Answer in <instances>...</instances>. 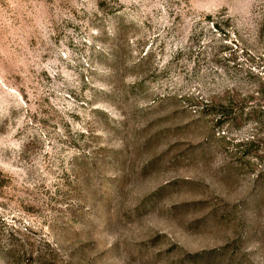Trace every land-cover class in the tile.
<instances>
[{"label":"rangeland","instance_id":"374dc122","mask_svg":"<svg viewBox=\"0 0 264 264\" xmlns=\"http://www.w3.org/2000/svg\"><path fill=\"white\" fill-rule=\"evenodd\" d=\"M0 264H264V0H0Z\"/></svg>","mask_w":264,"mask_h":264},{"label":"trees","instance_id":"16d2710c","mask_svg":"<svg viewBox=\"0 0 264 264\" xmlns=\"http://www.w3.org/2000/svg\"><path fill=\"white\" fill-rule=\"evenodd\" d=\"M211 102H212L211 100H207V102H206V103L209 105V104H211ZM246 143H247V144H248V143H251V140H249V141H248V142H246Z\"/></svg>","mask_w":264,"mask_h":264}]
</instances>
